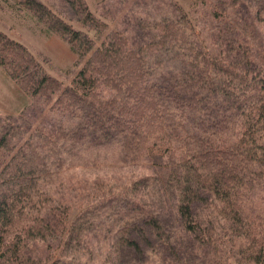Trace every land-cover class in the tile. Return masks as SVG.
I'll return each mask as SVG.
<instances>
[{
    "label": "trees",
    "instance_id": "16d2710c",
    "mask_svg": "<svg viewBox=\"0 0 264 264\" xmlns=\"http://www.w3.org/2000/svg\"><path fill=\"white\" fill-rule=\"evenodd\" d=\"M219 1L239 59L209 52L184 12L151 22L136 45L109 30L97 46L40 0H14L81 66L63 85L0 32V67L48 109L27 137L0 125V264L16 263L22 243L55 239L54 196L82 152L151 175L89 181L49 264L119 263L130 251L137 264H264V0Z\"/></svg>",
    "mask_w": 264,
    "mask_h": 264
},
{
    "label": "rangeland",
    "instance_id": "374dc122",
    "mask_svg": "<svg viewBox=\"0 0 264 264\" xmlns=\"http://www.w3.org/2000/svg\"><path fill=\"white\" fill-rule=\"evenodd\" d=\"M53 13L67 22L73 29L87 33L100 45L107 31L115 30L124 35L131 45L140 43L150 36V24L163 15L186 13L201 40L202 45L213 55L224 59H239L241 50L231 48L238 44L237 33L230 34L234 25L230 13L223 11L224 4L219 0H40ZM90 15L89 16H87ZM218 14V15H215ZM218 17V18H217ZM264 29V23L259 24ZM222 31V32H221ZM0 32L21 43L39 63L45 73L58 79L63 85L75 83L81 64L70 45L57 34L48 33L31 14L19 11L14 0H0ZM238 32V31H237ZM226 38V40H225ZM229 38V39H227ZM236 39V40H234ZM226 42V44H225ZM245 57V56H244ZM48 109L43 107L39 97L26 94L20 85L9 78L0 67V125H22L23 137L33 132L36 124L45 117ZM30 129L25 121L32 122ZM24 126V127H25ZM16 138L14 137L16 142ZM19 139V138H18ZM111 156L106 160L92 157L90 152L71 160L64 169L63 183L54 197L60 200L57 211L67 213V220L76 210L87 204V184L98 179L115 185H129L144 176L151 175L150 169L141 164H118ZM100 188V187H99ZM91 197V196H89ZM55 219L57 229L53 241H27L12 264H49L56 257L59 237L62 234L63 220ZM53 222V224L55 223ZM150 256V255H149ZM139 264H153L147 257ZM136 254L129 252L124 260L110 264H137Z\"/></svg>",
    "mask_w": 264,
    "mask_h": 264
}]
</instances>
